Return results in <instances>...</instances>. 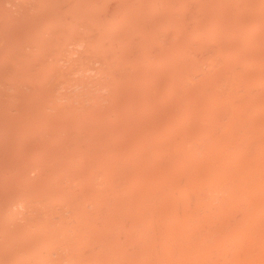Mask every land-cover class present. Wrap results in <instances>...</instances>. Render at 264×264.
I'll return each mask as SVG.
<instances>
[{"label":"bare ground","instance_id":"bare-ground-1","mask_svg":"<svg viewBox=\"0 0 264 264\" xmlns=\"http://www.w3.org/2000/svg\"><path fill=\"white\" fill-rule=\"evenodd\" d=\"M192 22H206L212 42L198 44ZM193 45L210 60L185 90L186 64L204 60ZM223 46H249L241 57L250 58L228 61ZM261 81L264 0H0V264H221L231 230L221 219L238 220L232 200L246 195L251 232L237 227L247 245L227 241L247 249L233 257L258 264ZM189 113L202 121L187 129L179 114ZM171 127L174 139L163 140ZM175 156L174 169L161 165ZM189 160L202 175L184 178ZM181 179L189 186L176 197ZM200 206L210 218L199 210L198 219Z\"/></svg>","mask_w":264,"mask_h":264},{"label":"rangeland","instance_id":"rangeland-1","mask_svg":"<svg viewBox=\"0 0 264 264\" xmlns=\"http://www.w3.org/2000/svg\"><path fill=\"white\" fill-rule=\"evenodd\" d=\"M194 20H195V19H192V21H194ZM205 23H206V22H205ZM205 23H204V24H205ZM193 24H195V22H194V23L192 22V25H193ZM204 24H202L201 27L195 25V26H197L196 28L199 29V30H197V31H196V28L194 27V25L192 26L193 28H192V27H191V28H192V30L194 29L193 31H196V33H198V31L200 32V33H199L200 35H199V34H194L195 32L193 33V35H196L195 38L198 39V37H197V35H198V36H200V37H199V40H200L201 37H202L203 40L206 41V43H208L207 41L209 40V38H207V40H206V39H204L205 35H203L204 37L201 36V32H202V34H203V31L206 32L204 28L207 27V26H204ZM251 24H252V23H251ZM251 24H250V26L248 25V26L246 27V28H248V29H246V31H250V30H251V29H249V28H251ZM253 25H254V23H253ZM253 25H252V28H253V30H255V27H256V26L253 27ZM202 26H204V27H202ZM201 29H202L203 31H202ZM200 30H201V31H200ZM246 31H245V32H246ZM245 32H244V33H245ZM191 33H192V32H191ZM251 33H252L251 31H250L249 34L246 32L247 36L250 35ZM204 34H206V33H204ZM232 34H233V33H232ZM246 34L243 35V37H246ZM193 35L191 34V36H193ZM210 37H213V36L211 35ZM190 38H191V42H192L193 44H194V43L196 42V40H197V39H196V40L193 39L192 37H190ZM233 38H234V37H233ZM242 39H243V38H242ZM192 40H193L194 42H193ZM203 40H200V41L197 40L198 44H199L200 42H202ZM197 42H196V43H197ZM209 42H212V39H211V38H210ZM196 43H195L194 45H195V46H198V44H196ZM194 45H193V47H192V48H194V50L192 49L193 51H195V49H196V47H195ZM239 46H240V45H239ZM245 47H246V46H244L243 48H245ZM248 47H249V46H248ZM248 47H246V48H247V49H250V50L252 49L251 47H249V48H248ZM225 48L227 49V51H228L229 53L231 52V49L233 50L234 48H229L228 46H223V47H222V49H223L222 52L224 53L225 58L228 57V61H232V60H233V61L236 62V63H237V61H239V63H240V61H242V59H243L242 62H244V61H246L245 59L248 60V58H250V54H249L248 56L246 55L247 57L244 56L245 58H244V57L242 58V57H241V56H242L241 54H242V53H245V50H244L243 48L240 49V47L238 48V46H237V47H236L237 49L235 48V49L233 50V52H232L233 54L230 53L233 57L237 56V60H236V58H233V57L231 58V55H230L228 52L226 53V49H225ZM197 49H198V48H197ZM197 49H196V50H197ZM207 49H212V47H211V46H208ZM224 49H225V51H224ZM198 50H199V49H198ZM204 50H206V49H204ZM204 50H203V52H201V51L199 50V51H197L196 53L198 54V57H199V55L201 54V55L203 56L205 62H204V60H203L202 58H200V59H201V60H200V59H198L197 57H196L197 59L195 58V59H196L195 61H197V62H195L194 59H193V63H192V60H191V59H187V60L184 61V63H185L186 61L189 62V61L191 60L189 63L194 64V66L192 65L191 67H189V66H190L189 63L186 64V65H188V66L185 65L186 68L188 67V69H185V71H186L185 73H186V74H184L185 79H187V81H186L185 79L182 81V83H184V84H183V85L180 84V86L182 85V86H181L182 88L180 87L181 89H185V88H186L185 90H187V88L190 89V88L194 87V85H192V84H193L194 82H198L197 80H200V78L202 77V75H200V77H199V75H197V74H198L197 71H198V70L200 71L202 68H204L203 66L205 65L206 61H209V60H210V59H209V58H210L209 55H207V53H208L207 51H208V50H207V51H204ZM237 50H238V51H237ZM239 50H240V51H239ZM241 50H243V51L241 52ZM193 51H192V52H193ZM246 51H248V50H246ZM206 52H207V53H206ZM234 52H237V53L235 54ZM240 52H241V53H240ZM193 53H194V54H192V56H195L196 53H195V52H193ZM203 53H205V54L203 55ZM225 53H226V54H225ZM227 54H229V55L227 56ZM237 54H239V55H237ZM205 55H206V56H205ZM192 56H191V57H192ZM207 56H208L209 58H208ZM239 56L241 57V60H240ZM206 57L208 58V60H206ZM229 57H230L231 59H230ZM229 59H230V60H229ZM234 59H235V60H234ZM199 60H200L201 62H200ZM199 63H200V64H199ZM201 63H202L203 65H202ZM236 63H235V64H236ZM197 64H199V65H198V68H200L199 66H202V67H201L200 69L196 68V65H197ZM237 64H238V63H237ZM191 68H192V69H191ZM194 68H195V69H194ZM197 69H198V70H197ZM188 70H190V72H189ZM193 70H196V72L193 71ZM188 72H189V76H186V75H188ZM205 72H206V71H205ZM194 73H195V74H194ZM193 74L196 75V76H194ZM206 74H207V72H206ZM191 75H192V77H191ZM184 76H183V78H184ZM190 78H191V80H190ZM192 78H193V79H192ZM193 80H194V81H193ZM185 81H186V83L189 82L190 85H189L188 83H187V85H186ZM190 81H191V83H190ZM263 83H264V81H261L259 84L262 85ZM191 85H192V86H191ZM183 86H185V88H184ZM257 86H258V85H257ZM259 86H260V85H259ZM263 86H264V85H262L261 87H263ZM254 87H255V86H254ZM192 90H194V88H192ZM192 107H193V106H191V108H192ZM193 109H194V107H193ZM191 110H192V109H191ZM253 110H254V109H253ZM257 110H258V111H257ZM191 112L193 113V111H191ZM250 112H251L250 114H254V113L256 114L257 112H260V110L256 108L255 111H252V110H251ZM192 113H191V114L189 113V115H193V116H194L193 118H190L189 115L182 116V115H181V114H183V109H182L181 114H179V116H180L181 119L184 118V122H181L182 120L180 119V120H181L180 123H182L183 126H184V123H185V125H186L187 120H191V119H192V121H193V122L195 123V125H196V123L198 122L197 120H198L199 117H197V120H196L195 116H197V115H196V114L194 115V114H192ZM198 116H200V115H198ZM201 116H202V115H201ZM186 117H189V118H186ZM191 117H192V116H191ZM185 119H186V120H185ZM199 119H200V118H199ZM200 120H201V119H200ZM200 120H199V123L201 124V123H202V122H201L202 120H201V121H200ZM192 121H190V122L187 123V125H189V126L191 125L190 127H189V126H188V127H187V126H184V127H187V129H189V128H191L192 126H194V123H191ZM168 130H169V134H166L165 132H163V136H164V139H163V140L168 141L169 137H171V140L169 139V141H172V139H174L175 132L172 131V130H173L172 127H171V128H168ZM166 131H167V129H166ZM171 131H172V132H171ZM164 133H165V135H164ZM167 133H168V132H167ZM167 135H168V137H167ZM238 144H239V143H238ZM238 144H236V146H234L235 148H236V147L239 148L238 153H237L238 148H236L237 150L234 149L236 152H233V155H234V156L236 155V157L239 156V155H241L242 152H243V149L241 148V145H242V144H239L240 147L237 146ZM244 147H246V146L244 145L243 148H244ZM241 149H242V150H241ZM232 151H233V150H232ZM235 153H237V154H239V155H237V154H235ZM240 153H241V154H240ZM198 155H200V154H198ZM198 155H194V157H199ZM177 157H178V156H177ZM177 157L175 156V159H174L175 162H174V160H173V161H168V160L166 159L167 157H165L164 159H162L163 161H162L161 159H159V160H160L161 162H163L164 164H166V165H164L163 163L161 164V162H159V163H160L161 165H163L164 168H165V166H167V164H169L170 162H172L171 164H174V165L176 164V165H177ZM194 157L191 159V161H192V165H193V162H196V161H195L196 158H194ZM152 159H153V160H152ZM165 159H166V160H165ZM178 159H179V158H178ZM150 160H151V161H150ZM154 160H155V161H154ZM156 160H157V162H158V159L152 157V158H150V159L146 162V166H147V164H148L149 167H151V168H149V167L147 166V167L149 168V170H150V169H154V168L156 167V165H158V163H156ZM152 161H154L155 164L152 163ZM164 161H165V162H164ZM166 161H167V162H166ZM191 161L189 160V161L187 162L189 165H188L187 163H185V165L187 164V166L190 167V166H191V165H190ZM149 162H150V163H149ZM173 162H174V163H173ZM189 162H190V163H189ZM150 164H151V165H150ZM171 164H169V165L167 166V169H169V167L174 169V167H173L174 165L171 167ZM152 165H153V166H152ZM176 165H175V166H176ZM185 165H184V166H185ZM194 165H195V164H194ZM154 166H155V167H154ZM187 166H186V167H187ZM189 167H188V168H189ZM191 168H192V169H191ZM191 168H190V169H186V171H185L186 173H184V174H186V176L183 175L184 178L187 177V178L189 179L190 177L195 178V176H197V175H202V174H199V173H195L197 170H195V167H194V166H193V167L191 166ZM165 169H166V168H165ZM146 170L149 171L148 169H146ZM146 170H144V172H145ZM169 170H171V169H169ZM194 171H195V172H194ZM145 174H147V176H149V175H148L149 172H145L144 175H145ZM187 175H188V176H187ZM187 178H186V179H187ZM186 179H183V180H185V184H182V183H183V180L181 179V180H182V181H181L182 183H180V186H183V187H181V188H177V190H176V188H175V192H174V194L177 192V193L175 194V196L178 194V192H179L178 190H180V193H179V194L181 195V196H180V195L178 194L176 197H179V196H180V197H185V196H186V192H185L184 189H183L184 186H186V187L189 186V184L186 183V182H187ZM188 179H187V180H188ZM191 180H192V179H191ZM189 181H190V180H189ZM189 181H188V182H189ZM131 184H133V183H131ZM131 184L129 185V188L132 187ZM190 185L194 186V185L191 184V183H190ZM180 186H178V187H180ZM130 189H131V188H130ZM181 190H182V192H181ZM189 190H190V191H195V190H197V189L194 190L193 188H192V189L190 188ZM120 194H121V193H120ZM255 194H258V193H255ZM207 197H209V195H207ZM238 197H239V196H238ZM244 197H245V196H244ZM244 197H242V196L239 197V198H241V199L243 198L241 201H244V199H245L244 204L246 203V205H247V206H244V208H242L241 211H239V210H240V208H241L244 204L242 205V204H241L242 202H239V200H240L239 198H238L237 201H235L236 198H234V200H232V202H233V201H234V203L236 202L237 207H238V208L240 207V208H239V209H236V207H234V206H236V205H233L234 203H232L233 206H231V203H230V204H229V207H227V211H230L231 208H232L231 210L233 211V207H234V209L237 210V211H236L237 213H236V212H232V211H230V213H234V214L236 213V215L239 214L240 212H241L240 215L242 214V212L245 213V212H246L245 210H247V208H248V204L252 202V198H250V196L248 197V195H246L245 198H244ZM247 198H248V199L250 198L251 200H248ZM246 199H247V201H246ZM209 200H212L213 202H215V201L213 200V197H209ZM249 201H250V202H249ZM197 203L201 204L199 201H198ZM218 203H219V202L217 201L216 204H218ZM238 203H239V204H238ZM240 204H241L242 206H241ZM239 205H240V206H239ZM200 207H201V208H200ZM200 207H199L200 209H199V208H198V209H194V211L196 210V211H195V214L200 210V211H202V214L204 213V214L206 215V217H209V218H210V216H211L210 214H212V213H210V212H211L210 210H209V211L207 210L208 207H206V209H204L205 211L202 210L204 206H203V207L200 206ZM245 208H246V209H245ZM228 209H229V210H228ZM243 209H245V210H243ZM180 211H181V208H180ZM203 211H204V212H203ZM222 211H226V209H225V210H222ZM234 211H235V210H234ZM249 211H250V210H248V212H249ZM200 213H201V212H198V213L196 214V216H198ZM202 214H200V215L198 216V219H201L202 217H205V215H202ZM207 214H208V215H207ZM201 215H202V216H201ZM209 215H210V216H209ZM240 215H239L238 220L236 219V221H235L233 218H232V220H231V218L221 219V220H223V221H221V223L223 224V225H222L223 227L221 226V227L223 228V230L228 231V229H230V228H231V230H232V229L236 230V227H237L238 225H239L240 227H242L243 230L247 229V228L249 227V225L247 224L248 221H247V223H246V221H244V220L242 219V217H243L244 214L241 215V216H240ZM200 216H201V217H200ZM211 218H212V217H211ZM219 218H220V217H218L217 219H219ZM223 218H225V217H223ZM240 218H241V219H240ZM227 219H228V220H227ZM224 220L226 221V223H225ZM229 220H231L232 223H231ZM237 221H240V224H238ZM243 221H244V222H243ZM143 223H144V221H143ZM229 223H230V224H229ZM235 223H236V224H235ZM144 224H145V223H144ZM227 224H228V225H227ZM231 224H232V225H231ZM246 224H247L248 226L244 229L243 226H246ZM234 225H235L236 227H235ZM197 226H198V225H197ZM226 226H228L229 228L226 227ZM231 226H232V227H231ZM234 227H235V228H234ZM257 227H259V226L256 225V226H255V229H257ZM224 228H227V230L224 229ZM238 228H239V227H237V230H236V231H237V234H239L238 231H240V229H238ZM242 228H241V229H242ZM137 229H138V231H139L140 227H138ZM259 229H260V228H259ZM223 230H222V231H223ZM231 230L229 231V233L226 232L227 235L230 234V236H227V235H226L227 237H225V239H226V240H225L226 243L224 244L225 246L223 245V246H224V248H223L224 250H223V251H224V253H226L228 256H229L228 253H230V256H229V257H231V259H233V258H235V257H233V256L236 255V254H234V253H237V250H238V248H239L240 246H238V247L236 246V248H235V247L232 246V245H235V244L237 243L238 245H241V246H242L241 243H238V239H239V238H237V237L241 236V239H239V242H240V240H241V241H243V242H242L243 244H244L245 242H247V241H246L247 239H246V237H245V234H246L245 231H242V234H241V231H240V234L237 236V235L235 234L236 232L233 233L234 231H231ZM249 230H250V229L248 228V230H247L248 233H249ZM140 232H141V231H140ZM250 232H251V230H250ZM232 233H233V235H232ZM243 233H244V234H243ZM248 233H247V235H248ZM234 234H235V236H234ZM249 234H250V233H249ZM217 235H219V234H216L215 236H217ZM231 236H233V237H231ZM248 237H249V236H247V238H248ZM227 238H228L230 241H232V238H234L233 241L235 242V244H233V242L227 241ZM242 238H244V239H242ZM158 242H161V243H162V241H158ZM228 242H229V243H228ZM262 242H263V241H262ZM212 243H213V242H212ZM212 243H211V244H212ZM213 244H214V243H213ZM215 244H216V243H215ZM227 244H228V246H229V244H230V247H231V248H229V247L227 246ZM245 245H247V243H245ZM263 245H264V243H263ZM263 245H261V247H259V248H262ZM216 246H217V245H216ZM219 246H220V245H219ZM226 246L228 247V249H227ZM232 247H233V250H230V249H232ZM244 247H245V246H244ZM244 247H242L244 250H242V248L240 247V249H239L240 251H239V252H241V250H242V251H246L247 249H246V247H245V248H244ZM214 248H216L215 245H214ZM234 248H235V249H234ZM245 249H246V250H245ZM257 249H258V248H257ZM227 250H228V251H227ZM258 250H259V249H258ZM261 250L264 251V249H260L259 252H260ZM239 252H238L237 254H239ZM257 252H258V251H257ZM224 253L221 252V253H219V255H223ZM226 254H224V258H223V256H221V258H223V260L220 258V259L223 261V262L221 261L223 264H225L226 262L229 263V264H230V263L232 264L233 261H235L236 264H239L240 262L243 263L244 261H245V262H244L243 264H246V263L249 262V261L246 262V260H244L242 256H240L239 258L237 257V259H239L240 261L237 260L236 258H235V260H231V259H229V257H228ZM231 254H233V255L231 256ZM241 254H243V252H241ZM241 254H239V255H241ZM257 254H259V255H257ZM261 254H262V253H261ZM225 255H226V256H225ZM255 255H257V257H256V256H255V257H256L257 259L259 258V260L257 261V260L254 259V258H253V260H254V261L256 260L258 264H259V263L262 264L263 261H264V260H263V259H264V255H263V254L261 255V256H263V258L260 256V253H256ZM236 256H237V255H236ZM216 257H217V259H214V263H215V262H218V263L220 264V262H219V261H220V260H219V257H218V256H216ZM226 257H227V258H226ZM248 257H249V256H248ZM248 257H247V258L244 257V258L247 259V260L250 259V258L252 259V256H250L249 258H248ZM260 257L262 258L263 261L260 260ZM224 259H226V261H224ZM218 260H219V261H218ZM227 260H228V261H227ZM253 260L250 261V263H251V262H252V263H255V262H256V261L253 262ZM238 261H239V263H238ZM224 262H225V263H224ZM235 262H234L233 264H235ZM218 263H215V264H218ZM222 263H221V264H222ZM241 263H240V264H241ZM154 264H155V263H154ZM156 264H157V263H156ZM248 264H249V263H248ZM255 264H256V263H255ZM263 264H264V263H263Z\"/></svg>","mask_w":264,"mask_h":264}]
</instances>
